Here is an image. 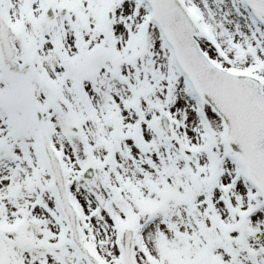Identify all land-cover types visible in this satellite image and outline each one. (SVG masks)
Returning a JSON list of instances; mask_svg holds the SVG:
<instances>
[{
    "label": "snow or ice",
    "instance_id": "1",
    "mask_svg": "<svg viewBox=\"0 0 264 264\" xmlns=\"http://www.w3.org/2000/svg\"><path fill=\"white\" fill-rule=\"evenodd\" d=\"M0 264H264V0H0Z\"/></svg>",
    "mask_w": 264,
    "mask_h": 264
}]
</instances>
